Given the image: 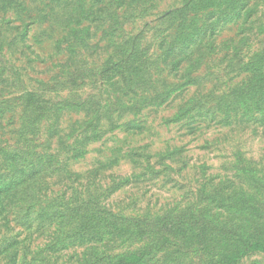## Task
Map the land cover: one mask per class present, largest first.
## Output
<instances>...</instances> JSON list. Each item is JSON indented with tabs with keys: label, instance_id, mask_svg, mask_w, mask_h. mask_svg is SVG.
<instances>
[{
	"label": "rangeland",
	"instance_id": "374dc122",
	"mask_svg": "<svg viewBox=\"0 0 264 264\" xmlns=\"http://www.w3.org/2000/svg\"><path fill=\"white\" fill-rule=\"evenodd\" d=\"M263 57L264 0H0V264H108L165 215L192 235L140 264H220L222 226L264 242Z\"/></svg>",
	"mask_w": 264,
	"mask_h": 264
},
{
	"label": "trees",
	"instance_id": "16d2710c",
	"mask_svg": "<svg viewBox=\"0 0 264 264\" xmlns=\"http://www.w3.org/2000/svg\"><path fill=\"white\" fill-rule=\"evenodd\" d=\"M190 6L187 5L182 9L176 11L178 17L183 20L189 14ZM182 23V22H181ZM264 58V57H263ZM124 61V58L121 61ZM125 64L129 69H134L133 72H129V75L132 76L136 71V63L134 62V55L131 54L125 60ZM117 67V65H112L111 69ZM260 70L256 71L257 79L256 83H253L248 91L258 95L260 91H264V72H259ZM135 75V74H134ZM133 75V76H134ZM24 106L27 110L32 112V116L34 117V123L36 124L41 119L45 118L42 104V98L36 92H29L24 97ZM34 128L35 125H32ZM247 206L244 210H247V216L252 221L249 222L250 225L256 224L258 229L259 238L264 233V217L260 214L258 209L256 208H248ZM263 224H259L262 223ZM139 219H134L129 221V229H132V233L134 235L138 234L137 228L140 227ZM195 229V224H188L182 220V217H172L170 215H165L161 219H158L154 223H149L144 226V230L146 231L145 239H151L152 242L147 244L143 249L139 250L136 253L131 255L120 256L109 262L108 264H140L146 257H148L155 246V243L158 240L164 239L166 237H170L173 235H177L179 237L188 238L192 235V232ZM218 234L223 239V241L227 244L224 248V252L220 256V264H240V261L252 254L255 253H264V242L260 241L259 239L250 236L248 232L245 230V227L242 225L234 226V227H226L222 226L221 228H217ZM144 239V240H145ZM150 240V241H151ZM149 241V242H150Z\"/></svg>",
	"mask_w": 264,
	"mask_h": 264
}]
</instances>
